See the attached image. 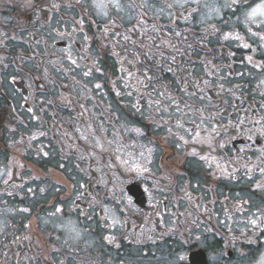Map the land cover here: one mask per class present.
Returning a JSON list of instances; mask_svg holds the SVG:
<instances>
[{
    "label": "flooded vegetation",
    "instance_id": "flooded-vegetation-1",
    "mask_svg": "<svg viewBox=\"0 0 264 264\" xmlns=\"http://www.w3.org/2000/svg\"><path fill=\"white\" fill-rule=\"evenodd\" d=\"M261 11L0 0V264H264Z\"/></svg>",
    "mask_w": 264,
    "mask_h": 264
},
{
    "label": "snow or ice",
    "instance_id": "snow-or-ice-1",
    "mask_svg": "<svg viewBox=\"0 0 264 264\" xmlns=\"http://www.w3.org/2000/svg\"><path fill=\"white\" fill-rule=\"evenodd\" d=\"M257 11H258L257 9H254L253 12L251 13V15L255 16ZM261 14L264 15V11H261ZM245 46H247V45H245ZM85 75H87V73H85ZM97 87H99V85H97ZM57 211H59V209H57ZM252 223L255 224L256 221L253 220Z\"/></svg>",
    "mask_w": 264,
    "mask_h": 264
}]
</instances>
